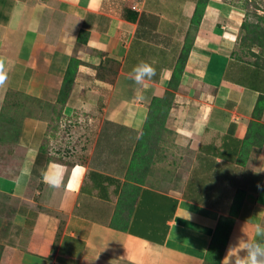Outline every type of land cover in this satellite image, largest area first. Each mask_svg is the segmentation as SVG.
Masks as SVG:
<instances>
[{"label": "crops", "instance_id": "crops-1", "mask_svg": "<svg viewBox=\"0 0 264 264\" xmlns=\"http://www.w3.org/2000/svg\"><path fill=\"white\" fill-rule=\"evenodd\" d=\"M198 1L0 0V264H204L238 192L245 202L222 264L229 244L238 256L259 239L264 145L241 159L264 69L240 46V5L209 0L192 31ZM189 36L173 108L142 152L153 160L136 213L126 232L115 229L152 101L173 91ZM142 61L157 73L146 87L130 78Z\"/></svg>", "mask_w": 264, "mask_h": 264}, {"label": "trees", "instance_id": "trees-1", "mask_svg": "<svg viewBox=\"0 0 264 264\" xmlns=\"http://www.w3.org/2000/svg\"><path fill=\"white\" fill-rule=\"evenodd\" d=\"M264 0H239L238 5L245 11L246 17L241 27L240 33V46L247 52L248 56L254 58V65L261 69H264V14H259L260 3ZM236 2V3H237ZM209 0H199L195 14L192 18L191 30L197 31L205 16V12L208 6ZM253 7V17L251 20L250 8ZM132 17H127L132 21H136L139 14L132 12ZM82 34L80 39L82 38ZM83 39V38H82ZM257 48L258 52L253 50ZM193 49V41L191 37H187L185 47L178 58L176 66L173 71V76L170 81L169 87L173 91L168 92L162 99L155 98L152 101L150 107V113L145 125V131L140 139L139 145H137L129 174H127L126 183L121 193V197L118 203L117 212L113 219L112 227L119 229L117 226L121 225L122 231H127L130 221L136 213V206L139 202V196L142 192V185H145L148 176L151 173L152 158L148 155L142 157L143 144L151 143L150 131L156 133L163 129V125L169 116L170 111L174 105L175 92L182 81L185 68L188 63L191 51ZM109 62H111L109 60ZM79 61L73 59L68 67L65 80L63 82L62 89L59 95V104L64 106L68 101L72 92L75 78L78 72ZM264 116V92L260 94L253 113V120L250 122L249 129L244 140V149L242 150L241 159L242 164H246L250 152L254 149H261L264 145V124L261 120ZM20 130L16 131V136H19ZM143 142V143H142ZM152 144V143H151ZM144 158V159H143ZM148 161L149 165L143 169L142 163ZM150 170H149V169ZM138 184V185H137ZM245 202V194L238 192L235 195L230 212L227 215H223L219 218L215 232L212 236L209 249L204 259V264H222V259L229 243L233 228L235 226L236 218L239 216Z\"/></svg>", "mask_w": 264, "mask_h": 264}, {"label": "clouds", "instance_id": "clouds-1", "mask_svg": "<svg viewBox=\"0 0 264 264\" xmlns=\"http://www.w3.org/2000/svg\"><path fill=\"white\" fill-rule=\"evenodd\" d=\"M156 69L147 62H140L132 69L130 76L134 82L146 87L145 80H150L156 75ZM8 76L5 70V61L0 58V87H3L7 82ZM256 233L259 239L257 241H249L243 253L238 256H229L233 250V245L229 244L228 254L225 257L223 264H264V226L257 225Z\"/></svg>", "mask_w": 264, "mask_h": 264}, {"label": "rangeland", "instance_id": "rangeland-1", "mask_svg": "<svg viewBox=\"0 0 264 264\" xmlns=\"http://www.w3.org/2000/svg\"><path fill=\"white\" fill-rule=\"evenodd\" d=\"M232 1H234V0H232ZM236 2L237 1H239V0H235ZM238 3V2H237ZM260 11H258V13L260 14L261 12H263V13H261V14H264V1H261V3H260ZM253 7L252 8H250V16H251V20H254V17H253ZM157 130H160V129H157ZM159 135H161L160 133H158ZM158 134L155 132V131H153V132H151L150 131V139L152 140V142H154V140L155 139H157L158 138ZM151 142V143H152ZM151 143H149V144H151ZM146 145L147 144H143L142 146H141V148H143V149H147V147H146ZM113 157L115 158V155H113L111 158L113 159ZM144 163H147L148 165H149V163H148V161H145ZM147 164H145V167H142L143 169L145 168H147ZM149 169V168H148ZM150 170V169H149ZM151 170H152V165H151ZM149 182V181H148ZM152 182V181H151Z\"/></svg>", "mask_w": 264, "mask_h": 264}]
</instances>
